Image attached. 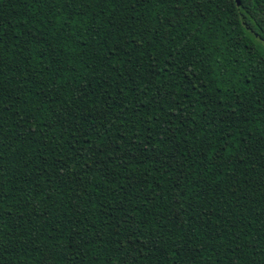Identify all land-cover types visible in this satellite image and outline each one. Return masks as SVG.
I'll use <instances>...</instances> for the list:
<instances>
[{"label": "trees", "instance_id": "1", "mask_svg": "<svg viewBox=\"0 0 264 264\" xmlns=\"http://www.w3.org/2000/svg\"><path fill=\"white\" fill-rule=\"evenodd\" d=\"M240 1L0 0V264H264Z\"/></svg>", "mask_w": 264, "mask_h": 264}, {"label": "snow or ice", "instance_id": "2", "mask_svg": "<svg viewBox=\"0 0 264 264\" xmlns=\"http://www.w3.org/2000/svg\"><path fill=\"white\" fill-rule=\"evenodd\" d=\"M148 30L150 31V29H148ZM0 43H2V40H0ZM153 67H154V65H153ZM122 158L123 157H121V159ZM125 223H127V221H125ZM133 250H134V242H133ZM120 251L122 252V251H124V249H120ZM126 255H127V253H126ZM107 264H111V261H108ZM123 264H128V262L127 261H123Z\"/></svg>", "mask_w": 264, "mask_h": 264}, {"label": "water", "instance_id": "3", "mask_svg": "<svg viewBox=\"0 0 264 264\" xmlns=\"http://www.w3.org/2000/svg\"><path fill=\"white\" fill-rule=\"evenodd\" d=\"M236 1H237L238 6L240 7L241 6V1L240 0H236Z\"/></svg>", "mask_w": 264, "mask_h": 264}]
</instances>
